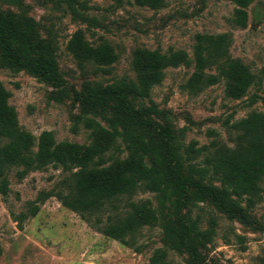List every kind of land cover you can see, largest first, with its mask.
I'll return each mask as SVG.
<instances>
[{"label": "rangeland", "instance_id": "rangeland-1", "mask_svg": "<svg viewBox=\"0 0 264 264\" xmlns=\"http://www.w3.org/2000/svg\"><path fill=\"white\" fill-rule=\"evenodd\" d=\"M57 0H19L0 9L34 19L43 37L55 46L57 65L67 86L80 90L86 82L109 84L115 79L137 81L134 58L138 50L162 53L181 50L193 59L197 36L227 35L232 59L247 65L255 84L241 99L227 96L225 83L194 86L195 66L167 68L150 99L171 112L178 129L185 128L184 143L196 147H233V123L250 112L264 113V0L247 9L244 27L233 24L236 6L230 0H165L159 9L141 8L133 0H79L83 11L98 25L72 18ZM94 49L102 46L113 56L109 64L81 60L71 42ZM212 66L204 75L216 74ZM0 85L9 93L14 124L0 120V264H191L187 256L163 246L159 226L144 227L133 236V246L104 237L55 197L68 175L43 142L48 134L57 143L88 145L89 131L79 120L72 98L52 100V88L25 71L0 70ZM204 154L202 155V157ZM259 198L248 209L264 226V178ZM134 200L152 193L137 192ZM124 201L118 203L122 211ZM202 228L214 219V237L206 252L217 264H264V230H251L228 221L210 206L194 209ZM236 236H239L238 239ZM161 250L162 258L152 259Z\"/></svg>", "mask_w": 264, "mask_h": 264}, {"label": "trees", "instance_id": "trees-1", "mask_svg": "<svg viewBox=\"0 0 264 264\" xmlns=\"http://www.w3.org/2000/svg\"><path fill=\"white\" fill-rule=\"evenodd\" d=\"M18 1L0 0V4ZM230 1L236 6L233 24L244 27L246 9L257 0ZM133 2L149 9L165 5V0ZM55 3L65 5L72 18L98 25L96 18L84 14L86 6L79 0ZM229 43L227 35L197 36L193 59L181 50H138L133 62L137 81L122 77L109 84L86 82L75 90L62 78L55 46L41 35L39 24L29 16L0 9V70L27 72L52 88L51 98L57 103L72 98L83 128L89 131L88 145L57 143L48 134L42 136L54 160L68 172L55 193L60 205L125 246L134 245L133 236L140 229L159 226L163 246L185 254L191 264H217L206 254L216 222L212 218L202 228L200 216H193L201 205L212 207L228 221L264 230L248 212L259 198V182L264 178V113L252 111L232 124L233 147L197 148L195 142L184 143L185 128L176 127L171 112L150 99L151 89L160 84L167 68L192 64L195 87L223 81L229 98L244 97L255 76L247 65L228 56ZM71 48L84 61H113L108 50L92 49L80 37L72 40ZM212 66L216 74L205 76ZM8 98L0 85V120L14 124L16 114ZM137 192L154 194L155 204L134 200ZM121 201L125 203L119 211ZM163 255L158 250L152 259Z\"/></svg>", "mask_w": 264, "mask_h": 264}]
</instances>
